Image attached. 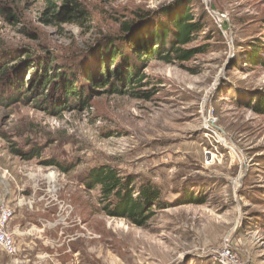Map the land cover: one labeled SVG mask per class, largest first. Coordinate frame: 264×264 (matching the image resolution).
<instances>
[{
    "label": "rangeland",
    "instance_id": "obj_1",
    "mask_svg": "<svg viewBox=\"0 0 264 264\" xmlns=\"http://www.w3.org/2000/svg\"><path fill=\"white\" fill-rule=\"evenodd\" d=\"M168 1L96 0L102 13L87 31L43 25L47 0H0V43L12 54L7 62L22 57L18 45L47 46L79 83L95 60L77 67L67 55L87 50L99 30L118 36L132 9ZM191 10L213 19L185 46L204 51L184 66L149 62L148 84L132 89L149 98L102 93L57 113L36 99L0 103V167L20 188L14 210L26 233L14 237L16 256L0 251V264H264V113L255 109L264 65L248 58L259 46L264 56V0H200ZM60 88L51 100L64 107ZM13 147L40 155L23 160ZM101 165L151 181L171 207L154 209L146 227L107 216L100 189L83 183Z\"/></svg>",
    "mask_w": 264,
    "mask_h": 264
},
{
    "label": "trees",
    "instance_id": "obj_2",
    "mask_svg": "<svg viewBox=\"0 0 264 264\" xmlns=\"http://www.w3.org/2000/svg\"><path fill=\"white\" fill-rule=\"evenodd\" d=\"M95 1L47 0L40 21L49 27L68 25L93 31L97 21L94 15L102 13L99 8H92V2ZM195 3H200V0H172L153 10L138 6L131 10L130 17L121 24L118 36L97 31L95 36H99L94 38V45L66 56L67 61L77 67H82V61L87 56L95 60L96 67L83 69V80L79 79V83L75 69H67L59 62V54L47 46H44L43 52H38L28 44L18 45L22 57L7 62L12 54L6 45L0 43V103L12 106L28 104L36 99L33 101L39 106L57 113L67 108L87 107L92 98L102 93L151 97V92L132 91L148 84V76L143 71L149 62L157 60L184 66L204 51L201 47L185 48L205 29L211 31V16L208 12L194 14L191 8ZM2 10L9 21L17 20L9 8L2 6ZM27 33L35 36L30 31ZM255 45L250 42L248 47ZM259 47L254 48L255 53L248 56L250 65H264V56L258 52ZM27 71L30 76L25 74ZM59 86L63 94L60 101L66 104L64 107L54 106L51 100ZM46 90L51 93L45 95ZM263 95L255 106L259 113H264ZM12 152L27 161L40 155L37 148L24 150L13 147ZM83 181L91 190L100 189L102 211L107 216L124 219L137 227L148 225L156 214L154 209L171 207L163 199L160 188L151 181L137 183V177L121 176L111 166L93 167Z\"/></svg>",
    "mask_w": 264,
    "mask_h": 264
},
{
    "label": "crops",
    "instance_id": "obj_3",
    "mask_svg": "<svg viewBox=\"0 0 264 264\" xmlns=\"http://www.w3.org/2000/svg\"><path fill=\"white\" fill-rule=\"evenodd\" d=\"M11 175L12 174L10 173L9 169L0 167V207L3 205H7V203L13 204L12 207H15V204H14V200L16 199L15 190L16 189L19 190L20 188L17 184H14V185L11 184L13 182ZM14 217L16 218V220H14L15 218L12 219L9 225V228H8L9 231L12 232L14 237L26 235V233L22 232V227L20 226V224H16V222H18V219H19L18 215L17 216L15 215ZM33 241L34 239H28L27 241L25 240L23 243L27 245H30L31 243L35 244Z\"/></svg>",
    "mask_w": 264,
    "mask_h": 264
},
{
    "label": "built area",
    "instance_id": "obj_4",
    "mask_svg": "<svg viewBox=\"0 0 264 264\" xmlns=\"http://www.w3.org/2000/svg\"><path fill=\"white\" fill-rule=\"evenodd\" d=\"M222 17V19L226 18L225 15H222ZM14 216V207L8 205L0 207V251L5 252L9 256H16L17 254V245L14 236L8 229Z\"/></svg>",
    "mask_w": 264,
    "mask_h": 264
},
{
    "label": "bare ground",
    "instance_id": "obj_5",
    "mask_svg": "<svg viewBox=\"0 0 264 264\" xmlns=\"http://www.w3.org/2000/svg\"><path fill=\"white\" fill-rule=\"evenodd\" d=\"M209 154V153H208Z\"/></svg>",
    "mask_w": 264,
    "mask_h": 264
}]
</instances>
